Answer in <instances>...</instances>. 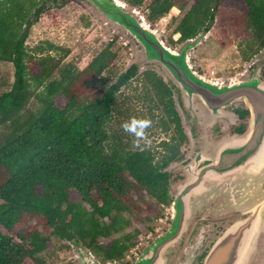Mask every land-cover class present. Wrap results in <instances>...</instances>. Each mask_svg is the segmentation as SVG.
<instances>
[{"label": "trees", "instance_id": "obj_1", "mask_svg": "<svg viewBox=\"0 0 264 264\" xmlns=\"http://www.w3.org/2000/svg\"><path fill=\"white\" fill-rule=\"evenodd\" d=\"M43 1L0 0V62L13 68L10 89L0 94V127L8 128L0 141V227L6 233H0V264H45L38 254L52 245L50 237L59 249L66 248L57 243L62 241L82 245L102 264H128L124 254L134 246L137 232L111 238L129 225L123 213L133 209L145 213L143 221H152L156 217L149 212L158 213L144 198L159 206L170 203L165 169L180 159L179 146L186 138L171 90L155 73H142L152 122L150 111H159L152 127L169 133L167 141L158 143L159 151L133 142L130 147L121 126L108 134L116 94L136 77L137 68L130 65L100 93L93 91L91 85L115 58L108 44L83 69H60L58 79L53 78L60 59L33 57L24 46L27 28L44 10ZM224 1L194 0L173 29L176 41L208 31ZM67 2L60 0V7ZM174 2L125 0L131 9L147 3L144 19L150 24ZM229 2L239 10L249 37L241 58L264 51V0ZM47 50L59 47L47 43ZM59 97L65 99L61 109L55 105ZM31 99L37 108L22 116ZM70 192L76 194L73 201ZM108 239L105 245L100 241Z\"/></svg>", "mask_w": 264, "mask_h": 264}, {"label": "rangeland", "instance_id": "obj_2", "mask_svg": "<svg viewBox=\"0 0 264 264\" xmlns=\"http://www.w3.org/2000/svg\"><path fill=\"white\" fill-rule=\"evenodd\" d=\"M118 1L124 3L126 6L125 0ZM174 1L175 7H172V9L153 24L146 22L145 19L144 21L150 26V29L155 31L165 46L177 53L183 42L176 41L178 34H174L173 29L194 0ZM229 1L230 0H225L216 8L213 22L208 28L207 33L205 36L201 37L187 53V63L192 71L207 79H210L212 77L211 74H213L214 77L218 78L216 80H221L223 82L229 79H238L241 77V74L250 70L257 71L258 75L260 72L264 71V51L260 50L247 59L241 58V55L246 51L245 45L249 37L246 30L241 25L242 18L239 10ZM146 4L147 3L143 4L141 7L133 8L138 12L139 16L143 18L146 11ZM41 5L44 10L39 17L34 20L30 27L27 28L24 46L27 53L33 55V57L50 55L55 59H60V62L57 63L53 78L58 79V71L60 69H83L91 59L108 44L109 50L115 53V58L108 65L107 70L98 78L97 83L91 85L93 91L100 93L101 89L114 83L116 77L124 72L130 65L133 64L137 68L136 77L131 80L127 86L120 88L119 93L116 94V105L113 109L111 121L106 127L108 134L117 131L121 123L127 121L130 117L149 118V104L144 99L145 92L142 88V73L148 71L155 73L163 83L170 88L173 104L179 117V123L186 138V125H189L186 121L187 118L191 120L192 124H197L201 129L205 127L206 123L213 122L212 118H215L214 123L226 119L225 116L222 118V116L217 114L210 117L196 99L187 103L186 106L181 100L177 88L168 77L164 75L161 68L157 64L147 63L140 59V49L135 40L124 31L108 24L93 8H91L89 2L86 0H68L67 4L61 7L60 0H44ZM127 9L131 8L127 7ZM47 43L59 47V50L48 51ZM35 48L42 49V51L35 50ZM33 73H37V69H33ZM263 78L264 77L259 76V79ZM12 80V65L10 63L0 62V94L10 89ZM33 86L34 83L31 81L30 88L33 89ZM40 90L41 88H38L37 91ZM64 103L65 99L61 97L55 101V105L60 109L63 107ZM37 106V102L31 99L21 115L25 116L27 113L33 112ZM229 106L221 110L220 113H227L230 108ZM150 114L155 118L153 121L155 122L159 116V111L152 110ZM7 132L8 128L6 126L0 127V141H2ZM145 132L147 139L141 140L140 145L151 147L153 150L159 151V147H157L158 143L160 141H167L169 138V133L164 134L155 126H151L146 129ZM123 133L130 138V147H132L131 142H134L136 137L122 131V134ZM223 134L224 133L211 139L202 135L199 142L201 144L200 148L194 151L190 158L181 165V170L178 173L183 174L182 178L176 179L175 182L172 181L174 178L169 181L168 194L170 202L176 194L177 188H179L178 186L183 184L188 163L200 152L204 143L216 140ZM182 144H187V139ZM182 144L179 146L180 159H182L180 152ZM180 159L176 162L180 161ZM174 164L175 162L169 164L165 171L169 168L171 169ZM260 188L263 194L264 184ZM70 199L72 201L76 199V194L74 192H70ZM144 200L147 204H151L152 207H154L153 210L156 212L155 215L158 213L157 217L153 216V211L149 212L150 216L153 218L156 217V220L143 221L142 217L145 213L138 214L131 209L130 212L123 213V217L129 222L128 227L111 237L117 238L124 233H131L132 231L137 232V236L133 240L134 246L124 254L123 261L128 262V264L132 263L134 259L140 255L155 236L164 232L169 222L170 203L168 206H159L154 204L149 197H145ZM141 206L145 207L144 205ZM231 209L227 212H223L222 210H217L218 212H209L206 208L202 207L198 212L194 213L188 223H186L185 231L179 240H181L186 229L191 227L193 218L220 217L228 214L237 215L238 217L229 218L228 227L233 222L248 216V214L241 215V212L247 210L246 207ZM224 230L220 231V235L216 234L218 236L215 237L211 245L221 236ZM0 233L2 235L6 234L1 227ZM56 241L55 238L50 237L52 245L38 254V257L42 259L45 264H70L75 259V249L78 245L70 244L65 241L60 243L57 242L59 245H61V243L64 244V246L66 245V248L59 249L55 246ZM100 241L105 245L109 239ZM176 245L177 243L171 247L167 253L168 259L166 264L170 263L169 258L173 254ZM195 246H198V242L192 244L191 251H193ZM187 261L188 259H186L184 254V261L182 260L179 264H186ZM174 262L175 261H172V263ZM23 264L33 263L25 260ZM246 264H264V229L257 235L255 244H253V250Z\"/></svg>", "mask_w": 264, "mask_h": 264}, {"label": "water", "instance_id": "obj_3", "mask_svg": "<svg viewBox=\"0 0 264 264\" xmlns=\"http://www.w3.org/2000/svg\"><path fill=\"white\" fill-rule=\"evenodd\" d=\"M86 1L108 24L135 40L140 59L161 68L185 105L196 99L210 117L231 103H241L248 112L242 133L223 134L207 141L188 163L183 184L170 202L164 232L155 236L130 264H166L170 248L202 207L209 212L246 207L241 215L248 216L223 231L201 264H246L257 235L264 229V193L260 188L264 184V78L259 79L255 70L225 82L197 75L187 63V53L207 31L183 41L176 53L164 45L135 9H127L118 0ZM74 261L102 264L82 245L76 247Z\"/></svg>", "mask_w": 264, "mask_h": 264}, {"label": "flooded vegetation", "instance_id": "obj_4", "mask_svg": "<svg viewBox=\"0 0 264 264\" xmlns=\"http://www.w3.org/2000/svg\"><path fill=\"white\" fill-rule=\"evenodd\" d=\"M211 75V80L218 79L214 77L213 74ZM259 76L264 77V71L260 72ZM229 107L227 113L216 112L218 115H225L226 119L214 123L215 118H212L213 122L206 123L203 129L197 124H192L190 119H186L189 123V125H186L185 130L187 136L185 140L187 139V144H182L180 150L182 159L175 162L171 169L169 168L165 171L168 174L169 181L174 178L172 181L175 182L176 179L180 177L182 178L183 174L178 173L181 170V165L190 158L194 151L200 148L201 144L199 142L202 135L211 139L222 133L234 135L243 132L248 118V112L244 109V106L241 103H231ZM230 217L234 218L238 216L235 214H228L220 217L193 218L191 227H188L181 240H178L176 248L169 258V264H179L182 260L184 261V254L186 259H188L186 264H201L204 255L207 253L215 237L220 235V231L227 227ZM196 242H198V246H195L193 251H191L192 244H195ZM172 261L175 262L172 263Z\"/></svg>", "mask_w": 264, "mask_h": 264}, {"label": "clouds", "instance_id": "obj_5", "mask_svg": "<svg viewBox=\"0 0 264 264\" xmlns=\"http://www.w3.org/2000/svg\"><path fill=\"white\" fill-rule=\"evenodd\" d=\"M152 126V121L149 118H137L135 116L130 117L127 121L121 124V128L124 132L132 134L136 137L134 145L140 146L141 140H146L145 130Z\"/></svg>", "mask_w": 264, "mask_h": 264}]
</instances>
